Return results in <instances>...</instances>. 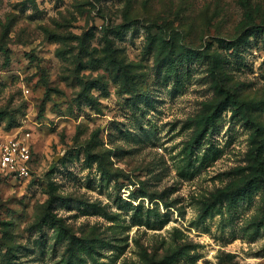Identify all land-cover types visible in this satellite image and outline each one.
<instances>
[{
  "label": "rangeland",
  "instance_id": "obj_1",
  "mask_svg": "<svg viewBox=\"0 0 264 264\" xmlns=\"http://www.w3.org/2000/svg\"><path fill=\"white\" fill-rule=\"evenodd\" d=\"M0 264H264V0H0Z\"/></svg>",
  "mask_w": 264,
  "mask_h": 264
},
{
  "label": "built area",
  "instance_id": "obj_2",
  "mask_svg": "<svg viewBox=\"0 0 264 264\" xmlns=\"http://www.w3.org/2000/svg\"><path fill=\"white\" fill-rule=\"evenodd\" d=\"M33 159L31 133H15L0 141V173L15 178L30 174Z\"/></svg>",
  "mask_w": 264,
  "mask_h": 264
}]
</instances>
